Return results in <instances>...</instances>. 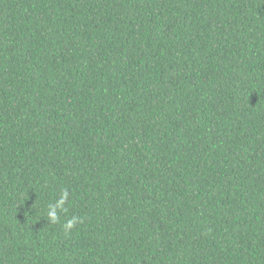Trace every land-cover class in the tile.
<instances>
[{
    "label": "trees",
    "instance_id": "16d2710c",
    "mask_svg": "<svg viewBox=\"0 0 264 264\" xmlns=\"http://www.w3.org/2000/svg\"><path fill=\"white\" fill-rule=\"evenodd\" d=\"M0 264H264V0H0Z\"/></svg>",
    "mask_w": 264,
    "mask_h": 264
},
{
    "label": "clouds",
    "instance_id": "9594fccd",
    "mask_svg": "<svg viewBox=\"0 0 264 264\" xmlns=\"http://www.w3.org/2000/svg\"><path fill=\"white\" fill-rule=\"evenodd\" d=\"M67 199V193L65 192L61 199L59 200V204L57 205V207H60L61 205H63L64 201ZM48 216L50 217V219L55 222L57 220V212L55 209H52L48 212ZM73 223H75V218L71 221L68 222V224L66 225V227L70 228L72 227Z\"/></svg>",
    "mask_w": 264,
    "mask_h": 264
}]
</instances>
